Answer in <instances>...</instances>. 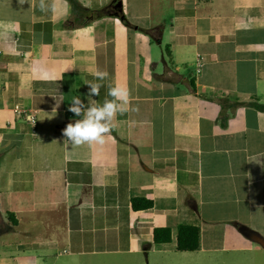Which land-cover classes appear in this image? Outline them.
Wrapping results in <instances>:
<instances>
[{
    "label": "crops",
    "instance_id": "0c3cea01",
    "mask_svg": "<svg viewBox=\"0 0 264 264\" xmlns=\"http://www.w3.org/2000/svg\"><path fill=\"white\" fill-rule=\"evenodd\" d=\"M119 1L129 24L69 27V0H0V264H264V111L239 104L264 103V0H78ZM113 82L128 110L105 144L72 146L73 97L103 103ZM180 224L200 249L178 251Z\"/></svg>",
    "mask_w": 264,
    "mask_h": 264
},
{
    "label": "clouds",
    "instance_id": "9594fccd",
    "mask_svg": "<svg viewBox=\"0 0 264 264\" xmlns=\"http://www.w3.org/2000/svg\"><path fill=\"white\" fill-rule=\"evenodd\" d=\"M108 72L98 70L95 73V82H86L89 85L88 98L100 96L101 88L104 87V81L108 77ZM107 97L103 103L87 104L80 96L73 97L69 111L74 113L79 119L69 123L63 130L66 141L72 146L80 145H103L106 143L108 136L116 126L117 117L125 113L129 104V92L119 83L113 82L108 85ZM56 107L48 118H54L57 109L65 101L63 96L54 97Z\"/></svg>",
    "mask_w": 264,
    "mask_h": 264
},
{
    "label": "trees",
    "instance_id": "16d2710c",
    "mask_svg": "<svg viewBox=\"0 0 264 264\" xmlns=\"http://www.w3.org/2000/svg\"><path fill=\"white\" fill-rule=\"evenodd\" d=\"M74 11L73 20H69L66 25L69 27H74L77 25H84L92 20L102 18L108 15H115L122 17L123 21L129 24L128 19L123 13L118 14L117 11L113 10V5L101 9H90L83 6L78 0H69ZM144 30L147 34H154V29H141ZM169 47H166V52L169 54ZM193 84V83H192ZM194 86V84H193ZM240 105H247L257 108L258 110L264 111V103L261 102V99L258 96H253L249 101L240 102ZM191 206L195 205L193 199L189 200ZM133 208L135 210L147 209L152 207L153 202L143 198H135L132 201ZM154 240L157 244L169 243L172 241V230L168 227H157L154 231ZM201 247V230L196 225L191 224H180L178 227V236H177V249L181 252H193Z\"/></svg>",
    "mask_w": 264,
    "mask_h": 264
},
{
    "label": "rangeland",
    "instance_id": "374dc122",
    "mask_svg": "<svg viewBox=\"0 0 264 264\" xmlns=\"http://www.w3.org/2000/svg\"><path fill=\"white\" fill-rule=\"evenodd\" d=\"M152 47H154V49H156V57H155V60L158 63V65L160 67V71H161L163 69L162 55L164 54V48H163V46H160L157 43H154L152 45ZM156 257L157 256L155 254H153V256H151L150 259L145 258V263L144 264H157L155 262V260H159L161 258H157L156 259ZM163 262H164V259H161V262L158 261V263H160V264H163Z\"/></svg>",
    "mask_w": 264,
    "mask_h": 264
},
{
    "label": "built area",
    "instance_id": "2783aa9c",
    "mask_svg": "<svg viewBox=\"0 0 264 264\" xmlns=\"http://www.w3.org/2000/svg\"><path fill=\"white\" fill-rule=\"evenodd\" d=\"M16 112L19 115H24L25 119L29 122V124L33 126L34 128L36 127L37 121H38L36 112L34 111L25 112L19 107L16 109Z\"/></svg>",
    "mask_w": 264,
    "mask_h": 264
},
{
    "label": "water",
    "instance_id": "95a60500",
    "mask_svg": "<svg viewBox=\"0 0 264 264\" xmlns=\"http://www.w3.org/2000/svg\"><path fill=\"white\" fill-rule=\"evenodd\" d=\"M113 8L117 10L118 14L122 13L123 12V4H122V2L119 1V2L115 3L113 5ZM256 240L264 245L263 241L260 238L256 237Z\"/></svg>",
    "mask_w": 264,
    "mask_h": 264
}]
</instances>
